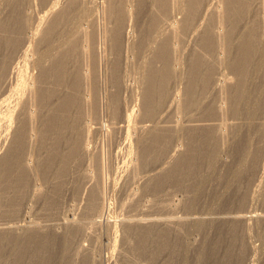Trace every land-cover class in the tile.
I'll list each match as a JSON object with an SVG mask.
<instances>
[{"label": "bare ground", "instance_id": "1", "mask_svg": "<svg viewBox=\"0 0 264 264\" xmlns=\"http://www.w3.org/2000/svg\"><path fill=\"white\" fill-rule=\"evenodd\" d=\"M37 2L43 4L38 13ZM86 4L78 8L77 0H0V211L35 214L32 202L44 197L47 185L55 184L68 194L71 212L58 224L60 230L34 218L0 227V239H11L16 248H3L0 264H108L114 257L138 264L134 256L145 259L147 246L136 249L137 233L151 237L164 228L174 235L182 229L191 234L233 220L251 222L260 230L261 244L253 245L255 260L249 257L250 264H264V213L247 211L233 218L115 214L119 209L128 213L147 182L170 172L171 165L185 178L199 172L202 165L181 157L186 151L182 137L193 129L210 130L207 170L194 177L193 189H203L217 162L229 163L220 152H231L230 178L244 177L245 172L248 176L249 170L256 174L247 200L264 201V0ZM98 7L104 18L96 23ZM99 36L106 47L99 44L106 50L101 52L106 55L103 61L98 58ZM178 83L181 88L175 87ZM235 84L240 86L237 92L230 89ZM101 86L106 100L102 114ZM204 110L211 122H201ZM197 120L201 123L193 124ZM124 193L127 202H109ZM151 202L140 205L141 211L150 210ZM168 205L170 210L178 206ZM46 234L61 239L53 259L22 248L23 239ZM102 234L107 253L101 256ZM187 241L180 244V264L189 263L185 254L194 249L195 243ZM194 258L199 260L198 255Z\"/></svg>", "mask_w": 264, "mask_h": 264}, {"label": "rangeland", "instance_id": "2", "mask_svg": "<svg viewBox=\"0 0 264 264\" xmlns=\"http://www.w3.org/2000/svg\"><path fill=\"white\" fill-rule=\"evenodd\" d=\"M77 1H78V6H79V7L78 6L77 7L80 8V7H84L86 3H87L86 5H88L89 0H87V2H84L83 0H77ZM81 1H82V4H79ZM42 7H43V4H41L40 2H37L36 8H35L37 13L39 12V10ZM99 9L100 8L98 7L97 10H94V11H96V13L99 14V16L97 14V17L100 19L99 20L96 17V13H95V22L96 23H97V21L101 22L104 18V17L101 18L103 15L102 16L100 15L101 11ZM263 31H262V34L264 35ZM100 38L102 39V37H100V36L96 39L97 40V51H98V48H100V50H99L100 52L98 51L100 56L98 55V53H97V55L99 56L98 58H100V61H103L104 59H102V58L103 57L105 58V56H106V55H103L106 53V50H105L106 47H105V44L103 42L104 40L100 41ZM99 44L101 46L103 44L102 47L105 49H103ZM103 50H105L104 51L105 53L103 52ZM102 55H103V57H102ZM225 71L228 72V74L227 73H223V74H225V75L230 74V76H232V73L230 72L229 68H228V70L225 69ZM217 75H216L217 78L221 77V75H218V76ZM128 77L130 78L129 80H128ZM128 77H126L125 80H128V82L129 81L132 82V77L129 75H128ZM227 77H229V76H227ZM175 87L181 88L182 85H180L178 83V84H175ZM235 87H237V88L235 89ZM238 87L240 88L239 85L235 84V86H231L230 89L231 90L234 89V91L236 90V92H237L239 89ZM263 89H264V86H263ZM102 90L104 91L103 86H101V89H100V92H101L100 98L101 99L99 98V102H101V103H99V105H98L100 108V109L98 108L99 113L101 111L100 114H102L104 109H105L104 108L105 104H103L105 99H102V98H104V92H102ZM137 92H139V90H137ZM122 93H124V95H125V92L122 91ZM122 93H121V95H122ZM251 93L253 94V90ZM124 95H122V96H124ZM210 98H212V97H210ZM210 98L208 96L207 100ZM214 98H216V96H214ZM216 99H214V101ZM217 100H219V98ZM135 101H134V103H135ZM138 101H140V100L138 99L137 103H139ZM248 102L250 105V101H248ZM234 104H235V106L238 105L236 103H234ZM205 111L206 110H204V113L201 115V118H202L201 122L202 121L203 122H206V121L211 122V120H206V117L203 116V115H206ZM204 119H205V121H204ZM194 122H199V123H193V121L191 123H193V124H200L201 123L198 120L194 121ZM209 132H210V130H208V129L207 130H201V131H199L197 129H195V130L193 129V130L187 131L186 134L182 137L183 140H181V141H183L182 145L184 146V149L186 150L184 153V156H181V157H187L190 160L192 159L193 161L202 165L199 168L200 169L199 172L192 171V172H190L189 176L187 178H185L183 176V171L174 170L173 166L171 165V167L169 168L170 172L166 171L163 174H161L160 176H158L157 178L153 179L152 181L147 182V185L144 186L145 188H142L139 192L141 194V196L139 197L138 203H136V205H134L128 213L124 212L123 210L121 211L119 209L116 211L115 214L119 215V216H121V214L122 215L123 214L124 215H130V214L137 215L138 214V215H142V216L148 215V216L154 217V218H156V217L159 218L162 216L164 217L166 215L167 216L172 215L173 217L175 215L181 216V217L191 215V216H199V217L205 216L208 218H218V217H224L226 215H230V216H226V217L233 218L234 216H231V215L237 216V214L241 215L239 213L244 214V213H247V211H252V212H256V213L262 215L264 213V201L262 200V202H261L260 199L259 200L256 199V200H252V202H249L247 200L248 192L252 193V189H254L253 182L256 181L255 177H254L256 174H254V173L251 174L250 173L251 171L249 170L248 176H247V173L245 172L244 177H242V176H241L242 178L240 177L241 180H237L240 178H237L234 180L232 178H230V172L232 170V164H233L231 162V160H233V158H232L233 154H231V155H228V154H230L231 152L230 153H228V152L225 153L223 151L220 153L218 152L219 156L222 155V158L225 159L229 163H227V165L223 166L222 163L217 162L215 165V167L216 166L217 167L216 168L214 167L215 173L213 172L210 180L206 183V185L203 187V189L198 190V191H195L193 189V186L195 185L194 181H193L194 177H196L198 175V173H199V175L205 173L203 171L207 170L206 167L204 168V165L206 166V162L208 161L207 159L209 158L208 156L210 155L209 151L206 152V148H205L206 144L209 142L207 140L210 137ZM204 133H206V135ZM200 134H202V135H200ZM185 138L187 141L184 140ZM179 147L182 148V146L180 144H179ZM189 148H190V150H189ZM187 151L191 152V153H188ZM197 153H198V155H197ZM206 153H208V154H206ZM225 154H226V156H225ZM204 157H205V159H204ZM189 159H187V160L189 161ZM119 160L121 161V158L118 159V162H119ZM203 162H205V164ZM119 164H120V162H119ZM229 164H231V165L229 166ZM164 166L165 165H163V167ZM218 166H219V169H218ZM221 166H223V167H221ZM225 166H227V167L229 166V167L227 168ZM156 170H158V169H156ZM261 171H258V174H261ZM182 179H183V181H182ZM215 180H217V181H215ZM212 182L215 185H213ZM218 182L220 183V185H218ZM166 183H168V184H166ZM36 184H38V182H36ZM255 184H257V183H255ZM131 186L135 187V183H130L129 187H131ZM223 187H225V188H223ZM216 189H217V191H216ZM193 190H194V192H193ZM219 190H221V191H219ZM228 190H229V192H228ZM224 191L227 193H225ZM191 193H193L192 196H190ZM64 194H65V196H64ZM126 196H127V194H125V193L120 194L119 196L113 197L114 200L111 198L112 197L111 196L110 200H112V201H109V202L115 203L114 201H118V202H120V200L126 201L125 200ZM176 197L182 201H180L179 199H176ZM191 197H193L194 199H192ZM42 198H44V199H42ZM42 198L40 201L32 202V204L33 203L35 204L34 210H33V211H35V214H34V212H28L26 214L24 212L21 213V211H19L20 213L18 211L15 213L14 212L11 213L9 210L7 212H5V211L1 212L0 211V227H6L8 225H10V226L11 225H22V224H20L21 223L20 218H22L23 224L28 219L34 218L39 223L48 224V225L49 224L55 225L57 227L58 224L62 221V218L66 217L67 215H70L71 212H70V209L68 207L69 203H67V202H70V200L68 198V194L66 192L63 193V191L61 190V188H59V186H57L55 184H53L52 186H51V184L47 185L45 188L44 197L42 196ZM62 199H64V200H62ZM172 199H173V202L176 203L178 206H175L173 210H170V209H168V206H169L168 204H170V203L173 204V202L170 201ZM42 200H44V201L42 202ZM174 200L177 202H175ZM146 201H152L151 203L152 204L154 203V205L150 210H145L143 212V211H141L140 205H142ZM180 202L183 203L182 206H181ZM189 202H190V204H189ZM80 208H78L77 210L75 209V211L80 210ZM2 209H4V208H2ZM66 209L68 211L65 212ZM122 212H124V213H122ZM17 213H19V214H17ZM105 215L115 216L112 213H108V214L105 213ZM172 216H169V217H172ZM2 218H4V219H2ZM6 218H8V219H6ZM23 218H24V220H23ZM249 224H251L252 226L251 225L248 226ZM254 227H255L254 224L251 222H248V224H244V223L241 224L240 221L233 220V221L220 222L218 224L213 223L210 226L206 227L204 229V232L203 231L202 232L195 231L194 233L191 232V234H190V231L188 233V232H185V229H182V232L179 233V235L178 234L174 235V234H171L169 230H166L164 228H160V232L154 236L151 235V237H148L147 236L148 234H146V233L143 235L137 233V236H134L135 237V245L137 246L136 249L141 251L144 248L143 246H145V247L147 246L146 252H145V255L146 254L147 255H146L145 259L143 256L142 257L139 256L138 258H136L134 256V259L137 260V263L140 262L138 264H146V261H150V260H154L157 263H159V260H161V259H162V261H161L162 264H180L179 260L181 258H179V257L181 256V252H182V251L180 252V250L182 249V247L180 249V244L182 241L188 240V241H192L193 243H195L194 249L193 250L190 249L185 254L186 258L189 259L188 264H241V263L246 264V262L248 260H249V262L247 264H250L252 262L251 261L252 258H253V260H255L254 259L255 256L253 254L254 248L258 244H261V241L259 242L260 238L258 235V231H260V230H258L257 226L255 228ZM58 228L60 230V226H58ZM183 228H186V227H183ZM207 230H208V232H207ZM187 233L190 235H188ZM192 233L194 234V236ZM183 234L185 237L183 236ZM255 234L258 235V238L256 237L257 235H255ZM186 235H188V236H186ZM138 236H139V238H138ZM101 237L102 238L100 239V242L98 241V244L100 243L98 246H99V248H101L100 250L98 249L99 250L98 253L100 252L99 255L102 256V255H106L107 252H106V249L104 246V243H106L105 242L106 239L103 236V234ZM118 238L120 239V235H118ZM257 239H258V241H257ZM60 240H61L60 238H58V237L55 238L51 234L43 235L41 238L35 237L34 235H30L28 238L23 239L21 244H22V248L26 249V251L28 253H29V251H30V253L35 252L36 255H39V257H42V258L46 257V259H53L54 257L57 256L55 249L59 248ZM80 240L78 241V244H82L83 240L81 242H80ZM170 240H172V241H170ZM248 240L252 241V242H249ZM10 241H11V239H9V238H8V240H4V242H3V239H0V252H3L4 250H6L5 252H10V251H14L16 249ZM247 241L249 244H247ZM85 242H86V244H85ZM85 242H84V244L86 246L87 245L89 246L92 244L91 240H85ZM89 242H91V243H89ZM149 242H151L152 245H150ZM4 243H5V246H4ZM250 243H252V245H250ZM146 244H149V245H146ZM8 245L10 246L11 250L8 248L9 247ZM247 246L251 247V249L253 248L252 251L249 250L250 248ZM3 248H4V250H3ZM13 248H14V250H13ZM117 248H120L119 244H118ZM247 248H248V250H247ZM136 249H132L131 251H134V250L136 251ZM245 251H247L248 253ZM250 251H251V253H249ZM40 253L42 255H40ZM44 253H48V254H44ZM246 253L248 254V256ZM196 255H198V258H199L198 261H196L195 260L196 258H194ZM250 255L252 258L249 257ZM240 258L243 259L244 261L243 260L241 261ZM96 259H99L98 256H96ZM113 259H114V261L112 259H110V262L108 264H115L117 261H118L117 262L118 264H121V262H122V264H125L123 261L120 262L118 259H117V261H115V257ZM176 260L178 262H175ZM193 260H195L194 263L191 262ZM112 261L115 263H113ZM96 262H98L100 264H104L106 261L95 260L93 264H97ZM147 264H148V262H147ZM151 264H153V263H151Z\"/></svg>", "mask_w": 264, "mask_h": 264}]
</instances>
